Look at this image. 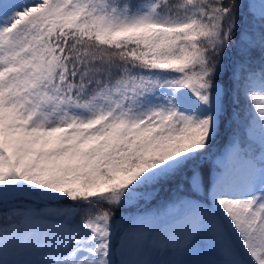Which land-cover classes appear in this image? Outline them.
<instances>
[{"label": "snow or ice", "instance_id": "1", "mask_svg": "<svg viewBox=\"0 0 264 264\" xmlns=\"http://www.w3.org/2000/svg\"><path fill=\"white\" fill-rule=\"evenodd\" d=\"M0 264H264V0H0Z\"/></svg>", "mask_w": 264, "mask_h": 264}, {"label": "trees", "instance_id": "2", "mask_svg": "<svg viewBox=\"0 0 264 264\" xmlns=\"http://www.w3.org/2000/svg\"><path fill=\"white\" fill-rule=\"evenodd\" d=\"M120 215V212L119 211H117V216H119Z\"/></svg>", "mask_w": 264, "mask_h": 264}]
</instances>
